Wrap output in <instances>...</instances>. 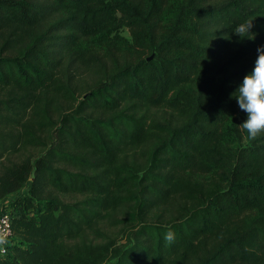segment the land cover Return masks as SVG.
Listing matches in <instances>:
<instances>
[{"label":"trees","instance_id":"16d2710c","mask_svg":"<svg viewBox=\"0 0 264 264\" xmlns=\"http://www.w3.org/2000/svg\"><path fill=\"white\" fill-rule=\"evenodd\" d=\"M258 46L264 0H0V264H264Z\"/></svg>","mask_w":264,"mask_h":264},{"label":"clouds","instance_id":"9594fccd","mask_svg":"<svg viewBox=\"0 0 264 264\" xmlns=\"http://www.w3.org/2000/svg\"><path fill=\"white\" fill-rule=\"evenodd\" d=\"M252 19L240 22L233 30L240 39L255 37ZM257 53L252 70L243 76L230 94L235 97L239 108L246 113V118L240 125L247 130L249 139H255L259 133L264 132V46H258ZM163 238L172 243L175 239L174 231L169 228Z\"/></svg>","mask_w":264,"mask_h":264},{"label":"built area","instance_id":"2783aa9c","mask_svg":"<svg viewBox=\"0 0 264 264\" xmlns=\"http://www.w3.org/2000/svg\"><path fill=\"white\" fill-rule=\"evenodd\" d=\"M15 196H17L15 194ZM8 205L0 206V255H5L8 253V247L14 244L11 233V221L8 210Z\"/></svg>","mask_w":264,"mask_h":264},{"label":"rangeland","instance_id":"374dc122","mask_svg":"<svg viewBox=\"0 0 264 264\" xmlns=\"http://www.w3.org/2000/svg\"><path fill=\"white\" fill-rule=\"evenodd\" d=\"M122 34H123V35H127L128 33H127L126 30H124V31H122ZM12 197H13V196H12ZM8 200H9V197H8V199L6 198L5 200L1 201V203H2L1 205H4V206L9 205V206H10V204H11L10 202H11V201H10V200L8 201Z\"/></svg>","mask_w":264,"mask_h":264},{"label":"crops","instance_id":"0c3cea01","mask_svg":"<svg viewBox=\"0 0 264 264\" xmlns=\"http://www.w3.org/2000/svg\"><path fill=\"white\" fill-rule=\"evenodd\" d=\"M12 196H13V197H12ZM8 197H9V200L12 201V200L14 199V197H15V194L12 193V194H10ZM8 197H7V199H8ZM9 200H8V201H9ZM1 204H2V203H1V201H0V206H1Z\"/></svg>","mask_w":264,"mask_h":264}]
</instances>
